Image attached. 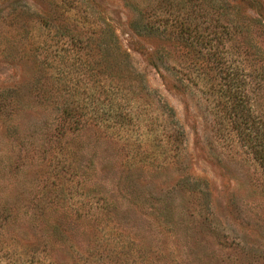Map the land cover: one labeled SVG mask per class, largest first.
Masks as SVG:
<instances>
[{"label": "rangeland", "instance_id": "obj_1", "mask_svg": "<svg viewBox=\"0 0 264 264\" xmlns=\"http://www.w3.org/2000/svg\"><path fill=\"white\" fill-rule=\"evenodd\" d=\"M233 5L256 17L242 0H0V264H264V171L218 126L253 61L236 51L264 55L256 27L241 46L226 30Z\"/></svg>", "mask_w": 264, "mask_h": 264}, {"label": "trees", "instance_id": "obj_2", "mask_svg": "<svg viewBox=\"0 0 264 264\" xmlns=\"http://www.w3.org/2000/svg\"><path fill=\"white\" fill-rule=\"evenodd\" d=\"M242 3L246 9L253 11L256 17L248 18L245 16L246 19L249 20V24H247V26L243 25L240 22V15L243 9L233 5L236 15L233 19L231 18V20H228L225 25L226 30L230 31V28L233 29L232 34L236 37L235 43L238 44V46L244 45V41L250 37L248 35L250 26L256 27L261 32V36H264V11L262 5L257 0H242ZM220 8L223 9L222 15L220 16L227 18L228 13H226L225 10L228 11V9H225V7ZM188 23L186 22L185 24L184 21L181 23V25L184 24L187 28L185 31L183 29L181 32L180 36L182 38H185L187 35L191 38V34H189L191 23H189L190 25H188ZM216 34L218 35L217 48L222 49V45L225 44V32L220 30L216 32ZM245 48L246 53L243 51L239 52V50L236 51L237 59L242 60L248 55L253 57V61H251L252 63H250L251 65L249 67L250 71L246 75L244 73L245 71H241V67H239L228 75L230 79L225 80V89L223 91L224 98H220L221 101L218 102L223 114L220 115L219 113L221 117L218 120V126L224 128V130L234 131L236 137H238L241 143L250 150L254 159L264 171V105L263 109H261L262 103H264V55L262 54V57H260L258 54L261 52L255 49L257 48L255 46H244V49ZM252 50L256 53H253ZM209 55L211 58H214L215 61H220L219 64L221 65V62L227 59L221 51H214L213 54L209 53ZM255 56H259L260 58H257L258 60L255 61ZM150 62L156 67V63L153 59H150ZM226 68H228L227 65L223 64L219 71L223 73L227 71ZM246 80L249 81V84Z\"/></svg>", "mask_w": 264, "mask_h": 264}]
</instances>
